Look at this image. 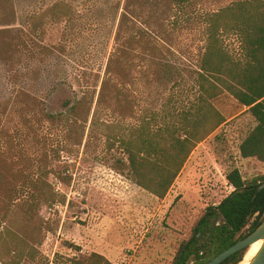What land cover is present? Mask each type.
Returning a JSON list of instances; mask_svg holds the SVG:
<instances>
[{
    "label": "rangeland",
    "instance_id": "374dc122",
    "mask_svg": "<svg viewBox=\"0 0 264 264\" xmlns=\"http://www.w3.org/2000/svg\"><path fill=\"white\" fill-rule=\"evenodd\" d=\"M60 1L73 5L72 19L49 13ZM173 1L129 9L128 0H0V264H75L93 253L114 264H173L206 208L234 190L232 169L264 175L263 161L240 152L256 119L229 93L214 100L226 122L198 144L165 198L129 179L116 162L122 152L108 149L104 122L136 125L171 90L175 103L179 89L191 94L186 69L204 51L203 15L238 0ZM166 62L190 83L172 89L158 75ZM74 93L88 98L71 113L64 102Z\"/></svg>",
    "mask_w": 264,
    "mask_h": 264
},
{
    "label": "trees",
    "instance_id": "16d2710c",
    "mask_svg": "<svg viewBox=\"0 0 264 264\" xmlns=\"http://www.w3.org/2000/svg\"><path fill=\"white\" fill-rule=\"evenodd\" d=\"M132 1L137 2L128 0L127 8L130 9ZM174 1L181 6L187 0ZM152 4L156 6L154 0ZM172 10L173 15L170 17L177 11L175 7ZM48 11L55 17L69 19L75 14L73 5L66 1L53 4ZM203 17L204 51L196 69H186L192 72L191 77L194 78L187 89L191 94L184 95L185 92L179 89L175 93V103L171 90L167 102L160 109L142 117L136 125L103 123L108 149L116 148L123 154L116 159L119 168L134 183L159 198L166 197L198 144L226 122L225 115L214 103L216 98L225 93L248 107L257 122L240 144L242 157L257 158L264 162V0L234 1L218 11L205 13ZM177 22L179 19L175 16L171 24ZM229 36L235 37L240 43L237 51L231 50L226 43V37ZM47 52L54 53L51 48ZM174 67L168 62L159 64L158 75L168 78L169 83H173L172 89L182 83L189 84L182 71H176ZM177 73L181 74L180 78H177ZM112 77L111 60L97 101L98 106L105 102ZM178 95L184 96L178 99ZM87 98L85 95L82 98L76 95L74 99L65 100L64 104L71 113L76 112L79 106L86 105ZM227 179L234 190L219 204L206 208L191 238L180 246L173 264H188L190 261L206 264L249 236L264 220V188L260 189L264 175L245 179L240 169L234 168L227 174ZM56 201L54 195L46 199L50 205ZM244 253L245 249L220 264H237ZM74 263L114 264L100 253L83 256Z\"/></svg>",
    "mask_w": 264,
    "mask_h": 264
},
{
    "label": "water",
    "instance_id": "95a60500",
    "mask_svg": "<svg viewBox=\"0 0 264 264\" xmlns=\"http://www.w3.org/2000/svg\"><path fill=\"white\" fill-rule=\"evenodd\" d=\"M264 188V183L260 186V189ZM262 241V245L257 251V253L252 257L249 264H264V220L262 223L256 228L254 232H252L249 236L245 237L244 239H241L213 259H211L206 264H220L223 261H225L230 256L234 255L235 253L246 250L249 248L253 243ZM242 261V260H241ZM240 261V262H241ZM238 262V263H240ZM237 263V264H238Z\"/></svg>",
    "mask_w": 264,
    "mask_h": 264
},
{
    "label": "bare ground",
    "instance_id": "6f19581e",
    "mask_svg": "<svg viewBox=\"0 0 264 264\" xmlns=\"http://www.w3.org/2000/svg\"><path fill=\"white\" fill-rule=\"evenodd\" d=\"M261 245H262V241L253 243L249 248L245 250L242 261L238 264H249L250 260L257 253Z\"/></svg>",
    "mask_w": 264,
    "mask_h": 264
}]
</instances>
